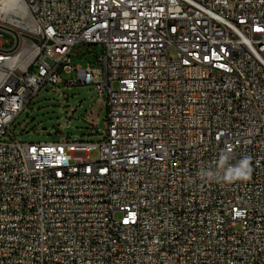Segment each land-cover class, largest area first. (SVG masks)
Returning <instances> with one entry per match:
<instances>
[{"label": "built area", "instance_id": "1", "mask_svg": "<svg viewBox=\"0 0 264 264\" xmlns=\"http://www.w3.org/2000/svg\"><path fill=\"white\" fill-rule=\"evenodd\" d=\"M23 1L29 25L0 23V264H264V0ZM63 74L106 100L103 140L19 141ZM229 147L249 178L202 180Z\"/></svg>", "mask_w": 264, "mask_h": 264}, {"label": "rangeland", "instance_id": "2", "mask_svg": "<svg viewBox=\"0 0 264 264\" xmlns=\"http://www.w3.org/2000/svg\"><path fill=\"white\" fill-rule=\"evenodd\" d=\"M4 37L12 38L7 33ZM101 50L100 46H78L74 52V64L85 66L94 61ZM81 56L84 58L80 59ZM71 77L63 74V84L45 86L18 117L13 131L19 141L51 144L68 138L87 143L103 140L108 118L106 100L99 97L95 85H68L66 81ZM99 158L98 148L91 160Z\"/></svg>", "mask_w": 264, "mask_h": 264}, {"label": "clouds", "instance_id": "3", "mask_svg": "<svg viewBox=\"0 0 264 264\" xmlns=\"http://www.w3.org/2000/svg\"><path fill=\"white\" fill-rule=\"evenodd\" d=\"M231 147L226 152L222 153L219 157L217 168L213 170L201 169L198 176L202 180H215L216 182L232 183L238 180H247L251 173L250 158L244 157L236 164H230L228 161L231 159Z\"/></svg>", "mask_w": 264, "mask_h": 264}, {"label": "bare ground", "instance_id": "4", "mask_svg": "<svg viewBox=\"0 0 264 264\" xmlns=\"http://www.w3.org/2000/svg\"><path fill=\"white\" fill-rule=\"evenodd\" d=\"M15 12V17L12 22L20 26L30 24L29 13L25 9V2L23 0H0V23H7V17Z\"/></svg>", "mask_w": 264, "mask_h": 264}]
</instances>
